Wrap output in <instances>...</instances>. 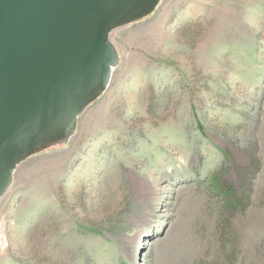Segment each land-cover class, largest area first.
Wrapping results in <instances>:
<instances>
[{
    "label": "rangeland",
    "instance_id": "374dc122",
    "mask_svg": "<svg viewBox=\"0 0 264 264\" xmlns=\"http://www.w3.org/2000/svg\"><path fill=\"white\" fill-rule=\"evenodd\" d=\"M109 40L72 137L12 174L0 264H264V0H160Z\"/></svg>",
    "mask_w": 264,
    "mask_h": 264
},
{
    "label": "water",
    "instance_id": "95a60500",
    "mask_svg": "<svg viewBox=\"0 0 264 264\" xmlns=\"http://www.w3.org/2000/svg\"><path fill=\"white\" fill-rule=\"evenodd\" d=\"M160 0H0V199L16 166L70 139L82 110L108 87L110 32Z\"/></svg>",
    "mask_w": 264,
    "mask_h": 264
},
{
    "label": "trees",
    "instance_id": "16d2710c",
    "mask_svg": "<svg viewBox=\"0 0 264 264\" xmlns=\"http://www.w3.org/2000/svg\"><path fill=\"white\" fill-rule=\"evenodd\" d=\"M212 185L221 195L223 204L229 213L243 212L246 209L245 200L247 197L238 195L233 184L227 181H220L217 176L212 177Z\"/></svg>",
    "mask_w": 264,
    "mask_h": 264
}]
</instances>
